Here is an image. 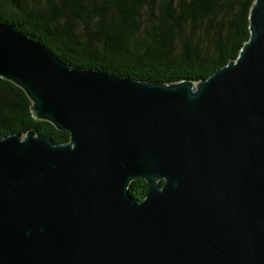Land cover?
Returning <instances> with one entry per match:
<instances>
[{
    "label": "water",
    "instance_id": "1",
    "mask_svg": "<svg viewBox=\"0 0 264 264\" xmlns=\"http://www.w3.org/2000/svg\"><path fill=\"white\" fill-rule=\"evenodd\" d=\"M249 20L236 59L169 83L69 65L0 21V77L70 134L0 138V264H264V0Z\"/></svg>",
    "mask_w": 264,
    "mask_h": 264
},
{
    "label": "trees",
    "instance_id": "2",
    "mask_svg": "<svg viewBox=\"0 0 264 264\" xmlns=\"http://www.w3.org/2000/svg\"><path fill=\"white\" fill-rule=\"evenodd\" d=\"M255 0H0V21L21 26L69 65L157 82L200 81L236 59L250 36ZM66 130L34 117L23 88L0 77V138ZM163 181H161V184ZM141 200L146 181L133 180Z\"/></svg>",
    "mask_w": 264,
    "mask_h": 264
},
{
    "label": "flooded vegetation",
    "instance_id": "3",
    "mask_svg": "<svg viewBox=\"0 0 264 264\" xmlns=\"http://www.w3.org/2000/svg\"><path fill=\"white\" fill-rule=\"evenodd\" d=\"M144 197H145V196H144ZM142 199H143V198H142ZM142 199H141V200H142Z\"/></svg>",
    "mask_w": 264,
    "mask_h": 264
}]
</instances>
